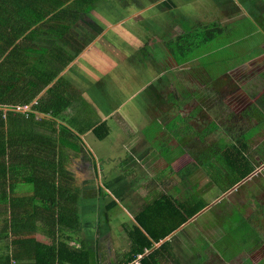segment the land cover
<instances>
[{"label": "crops", "instance_id": "0c3cea01", "mask_svg": "<svg viewBox=\"0 0 264 264\" xmlns=\"http://www.w3.org/2000/svg\"><path fill=\"white\" fill-rule=\"evenodd\" d=\"M61 1L63 3V7L60 9L69 8V10H72L71 13H76L80 17H84L83 19L80 18L81 20H78L77 22H73L71 19H66L65 25L72 24L70 31L75 35V37L80 39L82 42H85V40L90 39L88 34H92L93 31H95L98 38L93 43H91L95 44L96 42H102L104 33L109 31V36L112 41L110 43L111 49L115 47L114 44H117V39L121 38L120 35H114L115 30L119 28H122L123 30H125V28L128 30H148V32L151 31L153 34L149 32L145 35L147 38H149L148 36L152 34L153 40H158L157 38H161L162 40L160 41L162 43L170 41L174 42L173 44H178L183 37H188V35L195 29H213V31L216 33L214 36L215 38L205 42L204 47H207L220 36L222 37V35H225L226 30L235 29V26L238 24L236 29H242L243 33H245V31L248 32L244 34V37L241 40L242 42L239 43V48L237 50L225 52L224 49L226 46H214L215 48L212 52V55L208 57L203 55V53L201 55H197L199 52H196L193 57H185L187 62L186 64H183L181 68L183 67L188 69V72H191L190 70L192 69H197V72H206L204 68L200 69L197 66L200 65L198 63L202 61L205 62L207 60L216 61L217 63L236 61L241 62V64L233 65L230 71L243 72L245 75L247 72H249L250 77L254 79L264 77V65L260 70L255 72L253 71V74H250V70H248L249 66L247 67L248 63L264 62V39L251 42L248 40L250 37H256L252 36L253 31H258L259 35L264 34V0ZM83 6H85L87 9L86 12H84ZM11 10H15L18 13L23 11L21 10V7H14L12 0H0L1 23L6 20L3 19L1 15H4L5 13H13L14 11ZM60 21L51 23L60 24ZM75 26L76 28H73ZM4 30V28L1 29L0 27V42H5V40L9 37L8 34L13 32L14 29L7 28V30ZM28 35L29 32L21 36V38L18 40V43L15 42L12 46V48H14L17 47L18 44L20 51V55L18 57V66L16 68L18 70L15 71V76H13L11 71L14 69L12 67L13 61L11 60L9 63H7L6 55L3 59H0V101H3V103H5L4 97L6 95L22 93L23 90H21V88L25 85L22 84L24 81L27 80L34 82L35 79L38 76H41L43 74L42 72L47 70L49 67V60L47 59L49 52L44 53V50L49 48L50 38L47 39V37L42 34H38L36 36L34 34L32 36V41L30 40L29 42ZM53 42L54 40L52 43ZM89 45L85 50L89 49ZM253 47H258L260 51L258 52L252 50L251 48ZM75 60L72 63H75ZM71 64L65 70H63L56 79H54V83L65 76V74L72 68ZM76 71L73 75L79 80V82H85L87 86L92 85L97 89V99H99V96H101V100L104 102L102 105L103 107L101 108H107L111 112V115L108 117H103L100 119L98 115H93L96 114L94 111V106H91V108L86 110L85 116L87 121H94L95 123L94 125L88 123L89 127H104L108 134L103 139H100L95 135L94 138H90L92 139L91 141L93 144H89L86 142L85 136H87L89 132H93L92 130H94V128L88 129L85 132L86 134L83 136L87 147H82L79 152L76 153L70 152L72 154L71 158H78L80 156L85 160L84 162H78L77 164L75 161H73V163L76 165L70 167L69 169L71 170L70 172H72L74 178L75 174L78 175V178H75L76 181L74 183L76 190L81 196V205L79 209V223L75 225L74 230H72L74 233V239L72 241L68 240V245L82 250L88 264H134L135 260L133 262L130 261L131 255L133 254V232H139V237L142 239L144 234L148 235L147 232H145L144 227L141 226L140 220L136 218L135 214H138L140 210L148 205V201H150L149 198L154 199L160 195L162 191L169 192L170 196L173 197V201L171 202V204L174 205L173 208L177 207L180 210V214H177L172 208L170 209L173 212L175 219L177 216H179L178 218L180 221V217L182 216L187 220L185 224L176 230L178 232L175 231V233L173 232L170 236L176 233H184V226L196 218L198 219L199 216L205 220V222L201 224L202 226L200 232L205 233L207 229L205 230L203 226L206 225L208 227V225H219L217 222L224 223L225 220L229 218V216L233 215L232 209L233 206L235 207V205L230 206L228 204L230 202L228 198L225 197L227 192H229L231 189H235L237 186L239 187L241 182L247 181L249 178H253V182L254 179H260L264 181V176L257 172L248 175L246 178L241 179L238 181V183L234 184L233 181L237 178L231 177L230 175L227 177V172L224 169H221V165L214 166V168H210L207 165H201L199 169H195V162L197 165L199 157H203V160H207L208 156L213 158L216 156L215 150L213 148L211 150V155L207 153V151L210 149L207 148L206 142V140H208L207 138H209V135L206 136L204 140L199 139L198 137L195 138L193 135L190 137L187 136L184 138V141L176 142L175 148L173 150L171 147L170 151L162 150V147L164 148L166 144H170L168 141L171 137L165 138L161 133L158 137H155V139L152 140L146 134L147 128L150 125H153V128L158 125L157 123L165 125L166 123L162 122L161 119H155V122L146 125V128L142 131L144 140L141 141V144L135 146L134 155H132V152L131 156L125 159L115 157L116 149L114 147H117L118 144L113 145V141L111 139L115 135L118 139L122 137V133L118 132V128L123 126L122 121L124 114L122 115V118L117 116L116 113L121 107H117L119 106V103L111 98H108V95L115 88H117L118 91L120 88H123L125 91L127 89V91H131L130 93L134 95L138 88L143 84L141 85V83H138L139 86H137L135 91L130 77V82L128 84L125 82L124 84H118L116 82L113 83L112 81H109L110 78L108 79L109 82H107L106 78H99L96 81L95 79H92L93 81L89 82L80 79L79 76H76ZM36 73L38 76H36ZM218 75L219 77H223L228 74L219 73ZM153 77L154 75H150V78ZM13 79H20L21 81L18 83V87L11 91L10 87L11 85H15V82L7 83L4 80ZM78 80L72 81V86H74L79 93L76 102L73 103L76 108L81 107V96L89 94L88 92L84 93L79 90ZM27 87L30 88L28 85ZM33 91V88H30L24 91V93L33 94ZM260 95L262 96V93H260ZM260 97L257 95L256 100H259ZM91 100H93V98L90 96V98L84 101V105H91ZM178 103L179 102L177 100V104ZM204 106H206V104ZM158 108L160 111H167L168 108L169 112L174 108L178 109L180 107L167 105L166 99L163 97ZM0 109L1 111L8 110V108L5 106L0 107ZM202 110L199 109L198 116L203 115L204 110ZM127 114L128 113L125 115ZM187 114L188 113H185L184 115L188 117ZM67 115L71 118L79 120L81 119L75 109H69L67 111ZM173 117L174 115L169 112V116H165V119H168V122L171 121ZM61 122L67 124L66 121L61 120ZM193 122L194 118L191 120L192 125ZM239 122L240 124L243 123L242 120ZM208 125L209 124L205 125L200 132L197 130L196 131L199 132V134H204V129ZM69 126L71 127V125ZM104 141L112 149L110 155L115 161L114 163H111L112 165L104 164L103 161H105V159H100L95 155L94 144H101L100 149L101 154H103L102 152H104L106 148V146L102 144ZM149 145H151L153 149H150L146 152V146ZM255 153L256 152L253 153L251 159H253L252 157L255 155ZM87 155L90 157L89 159H87ZM116 161H119V165H115L118 163ZM101 162L102 164H100ZM154 163L155 166L152 168L151 164ZM261 163H263V161H261L260 164ZM156 164L159 166H156ZM126 165H129V167L124 168ZM263 166V164L258 167L256 166L257 171ZM144 173L147 175L142 177L141 175ZM157 173H168L170 175H174L175 180L173 181L171 178L161 179L158 177ZM228 183L232 184L228 186ZM261 183H263V186L255 185L253 188H262V191L258 192L256 190V192L253 191L249 193V196L254 198L255 203L258 202L256 201V198L259 197V193L260 197H264V182ZM91 184H95V187L88 186ZM126 184H129L130 186L127 187ZM82 185L88 186L86 190L93 191V193L88 196L83 195L81 191L85 189H82ZM108 189L113 191V196L110 195ZM118 189H123V191L118 192ZM133 190L137 192L134 193ZM151 191H155V196H150ZM240 194V192L236 193L235 200L236 203L241 204V207L247 212V218L243 219V221L250 231V222H252V217L255 216V209L250 201L248 202V205H243L240 202ZM109 197H111L110 201L108 200ZM217 202L219 203L218 207L222 208L221 213H218V208L215 205ZM128 210H130V213ZM103 211H105V214H103ZM191 218L195 219L190 221ZM117 221H120V230L119 228H114L111 225L112 222L114 223ZM231 228L237 229V227ZM186 229L197 230L198 228L194 226L188 227ZM121 230L124 231L125 234H122ZM209 230L211 231L210 233L214 231L211 228ZM196 234H198L197 231ZM170 236H168L165 240L154 244L145 255L149 253V255H154V259H156L159 264H173L171 259L173 262L181 264L178 259H176V254L171 253L172 246L169 241L171 239L169 238ZM9 237H11L10 233L5 232L0 234V238H3V241L5 239L10 241L8 245L5 244V247L0 250V264H3L1 260L3 259V256L6 258L8 256V252L10 253L8 246L11 245V238ZM34 237H36L38 241L45 245H51V239L44 234L37 233L34 234ZM237 238L242 239L241 235H239ZM218 239L222 241V243L227 247L236 245V247H234V255L231 257L232 260H229L230 264H233L235 261L240 262L241 256L247 255V260L253 259L252 254L260 253L262 250L261 248L259 249L261 241L259 240L258 236L250 238L251 242L247 245L235 241L234 234L231 233H229V236L218 237ZM166 240L169 241V247H166L165 249L160 248L162 243ZM150 241H152V239H150ZM122 242H125V246L122 244ZM252 246L254 247V250H252ZM196 254H198L202 264H209L211 260L218 258L227 260L225 258L226 253L222 252L221 250L217 252L215 249H212L210 258H207L204 261L203 256L200 255L201 253L196 252ZM177 256L182 262V256ZM260 259H264V254ZM77 261L79 262L78 259ZM12 264L30 263H16L13 261ZM188 264L199 263H197L196 258V262L190 261Z\"/></svg>", "mask_w": 264, "mask_h": 264}, {"label": "trees", "instance_id": "16d2710c", "mask_svg": "<svg viewBox=\"0 0 264 264\" xmlns=\"http://www.w3.org/2000/svg\"><path fill=\"white\" fill-rule=\"evenodd\" d=\"M12 3H14V7H21L23 11L18 13L11 10L14 12L1 15L3 19H6L2 23L0 21L1 29L13 28L14 30L8 34L9 37L5 42H0V59L6 55L7 63L13 61L12 67L14 69L11 70L13 76L18 70L16 68L20 51L18 44L17 47L12 48V46L13 43H18L21 36L29 32L28 41L30 42L34 34L35 36L42 34L47 39L50 38V46L44 50V53L49 52L47 56L49 60L48 69L43 71L41 76L36 73L38 77L34 82L24 81L22 84L25 85L21 88L22 93L8 94L4 97L5 103L0 101V107L8 108L7 111L0 109V234L5 232L11 234L9 237L11 238V245L8 246L10 253L8 252V256L6 258L3 256L1 260L3 264H12L13 261L16 263L29 262L30 264H88L82 250L68 245V240L74 239L72 230L79 223L81 205V196L74 183L76 179L69 170L72 167L71 153L79 152L82 147H87L83 137L86 134L85 128L75 131L69 125L61 122V120L70 122L68 115L66 117L61 115L64 111L67 113L71 106H75L73 103L78 98V90L72 86V76L77 69L76 65L57 82L54 83V79L83 53L88 47L90 39L82 42L70 31L72 24H70L71 26L63 24L65 25V38L61 43H58L56 42L57 39L52 38V35L45 30L46 25H44L47 23L50 27L55 28L62 23L52 24L51 22L66 21V19L77 22L84 17L71 13L72 10L69 8L60 9L63 7L61 0H12ZM83 10L86 12L85 6H83ZM92 34L95 38V31ZM215 34L213 29H195L188 37H183L178 44H173L174 42L170 41L161 42L160 45H165L162 47L160 57L168 56L166 59L158 58L157 61L161 62L159 63L161 69L168 73L179 69L183 64H186L185 57H193L196 52H199V48L204 47L205 42L215 38ZM51 39H55L53 43ZM73 42L77 43L73 46V51L68 50L67 46ZM144 53L154 55L153 52L146 50ZM232 63H235L234 65L241 64V62L236 61H232ZM224 64L208 61L204 65H197L200 69L212 70L209 73L211 83L208 82L204 86L209 88V85L213 83L212 86L218 85L217 87H219L218 82L221 78L218 74L221 73ZM249 65L250 63L247 67ZM237 73L242 78L250 79L249 72L246 75L239 71ZM253 80L259 81V88H261V84L264 87V77L251 78V81ZM4 81L7 83L15 82V85L10 87L12 91L18 87L21 80ZM27 85L33 88V94L24 93L30 89ZM251 86H254L256 90L251 91L241 80L239 83L233 81L224 90L223 96H225L224 99L227 104L229 103L228 98L236 100L238 103L249 104V108L246 110L251 111L252 115L248 116L244 111L238 114V118L241 117L246 124H251L257 120L254 125H258L264 121V114H257L254 111L257 110L256 103L251 102V100L256 98V91L259 88L255 86V83H251ZM48 87L50 88L47 89ZM171 94L173 95L171 100L168 97L169 94L166 96L167 105L178 107L176 93L171 92ZM207 101L204 99L199 101L196 104L197 107L195 105L188 112V117L184 115V112L181 114L179 112L174 115L171 121H166L165 125L157 123L158 125L154 128L153 125L148 126L146 134L152 140L162 133L165 138H176L178 141H184L185 137L192 135L204 140L209 135L208 140H206L207 148L210 144L215 150V157H218L217 161L210 164L208 160L199 157L197 165L195 162V169H199L201 165H207L210 168L221 165V169L226 172L227 168L232 170L231 173H227L231 177L237 178L234 179V184L238 183L248 175L257 173L256 168L261 164L252 165L246 155H241L238 150H232L229 147L230 145H239L242 148L244 145L242 143H246L242 141V138L238 139L243 132L241 129L238 132L235 131L237 128L227 129L226 132L218 124L210 123L204 129V134H199L196 131L191 120L198 117L199 109L205 111L206 106L204 105ZM223 104L225 105V103ZM24 107H29L28 113L17 111L18 108ZM232 115L235 113L233 112ZM89 124L94 125L95 123L90 121ZM92 128H94L93 132L98 138L106 137L107 132H105L104 127H89V129ZM210 138L212 139L211 142ZM224 139L229 140L230 143L227 145L222 142L221 145V141ZM243 150H245L244 147ZM234 173L237 176H234ZM150 196H155V191H151ZM149 200L148 205L138 214H135L148 235L143 233L142 239L139 237V232H133V254L130 261L133 262L138 255H143L141 264H159L154 259V255H149L150 253L145 255V253L154 244L165 240L178 230L187 220L181 216L179 221V216L176 219L173 216L171 208L177 214H180V210L177 207L173 208L174 205L171 204L173 197L168 191H162L160 195L154 199L149 198ZM259 204L264 209L263 203L259 202ZM261 217L264 220V212ZM254 219L256 218L252 217V221ZM261 229L264 230V226H261ZM37 233L50 238L51 245H45L38 241L34 237V234ZM257 236V232L249 231L246 235L241 236L242 239H238V236H234V239L238 243L247 245L251 242L250 238ZM166 247H169L167 240L162 243L160 248L165 249Z\"/></svg>", "mask_w": 264, "mask_h": 264}, {"label": "rangeland", "instance_id": "374dc122", "mask_svg": "<svg viewBox=\"0 0 264 264\" xmlns=\"http://www.w3.org/2000/svg\"><path fill=\"white\" fill-rule=\"evenodd\" d=\"M61 18V15L59 16ZM63 18V17H62ZM59 21V20H58ZM62 25H59L55 28L50 27L47 23L44 24L46 25L45 30L49 34H51L52 38H56L58 43H61V41L64 40L65 38V25L66 21H60ZM67 26V25H66ZM238 27V24L235 26V29H230L225 31V35L220 36L217 40L213 41L211 44H209L207 47H201L199 48V53L197 55H203L205 56H210L212 55V52L214 50V46H226L224 51L225 52H230L231 50H237L239 48V43L242 42V38L244 37V34L248 31H245L243 33L242 29H236ZM73 28H76L73 27ZM81 28V27H80ZM92 33L91 31H89ZM151 32V31H149ZM148 30H137V29H126L123 30L122 28L116 29L114 35H120L121 38L117 39V44H114L115 47L111 49L110 43L112 42L109 36V31L104 33L103 40L102 42H96L95 44L93 43L98 36L93 38L92 34H88L90 36V45L89 49L83 51L82 54L79 55V57L75 60V63H72L71 66L73 67L76 65L77 71H76V76H79L80 79L86 80V81H93L92 79L96 78L99 79H105L107 82L112 81L113 83H129V77L132 80V84L134 86V89L136 91V88L138 83H141L142 86H140L137 90V92L132 95L130 93L131 91H126L123 88H120L119 91L117 88L113 89L108 95V98L113 99L114 101L119 103V110L117 111V116L119 118H122L123 116V121L122 125L120 128H118V132H121V138L118 139L116 135L112 137L113 145L118 144L117 147H114L116 149V154L115 157H119L120 159H125L129 156H131V153L133 152L132 155H134V150L135 146L141 144V141L144 140V135H143V130L146 128V125L149 123H153L156 120L155 119H161L162 122H166L168 119H165V116H169V112L172 113V115H176L179 112H184L188 113L190 110L193 108L194 105H196L199 101L202 99L210 101L206 103L205 111H203L202 116H198L194 119L193 122V127L197 131H201L202 128L210 123L218 124L224 131L227 132V129H235L236 132H238L240 129L243 131L238 139L242 138V141H245L246 143L244 144L243 147L245 150H243V147L241 148L239 145L232 146L230 145L229 147L232 150H238L241 155H246L248 159L250 160L252 165H255L256 163H260L261 161H264V121L262 123H259L258 125L256 124L257 120H255L251 124H246L243 123L240 124L239 121H241V117L238 118V114L242 113L245 111V114L248 116L252 115V112L249 110H246L249 108V104L247 103H238L236 100H233L231 98H228V101L230 105L227 104L226 100L224 99L225 96H223L224 90L229 86V84L233 81H236L239 83V80H241L243 83H245L246 87H248L251 91L256 90L254 86H251V83L254 84L255 86L258 87V80H253L251 81L250 79L247 78H242L240 77L236 71H230L232 66L235 63H232V61H227L221 68V73L223 74H228L223 77H220L221 80H219L218 84L219 87L217 86H212V84L209 85V88L204 86L206 83H211L209 80V73L212 71L208 68H206V72H197V69L195 70H190L191 72H188V69L185 68H179L171 73L165 72L164 70L161 69L160 61H157L158 58L160 59H166L168 56H161L160 50H162L163 45L161 44L162 40L161 38H157L158 40H153L152 34L149 35L147 38L145 35L149 33ZM60 35V36H59ZM258 35V36H257ZM264 34H258V31H253L252 36H256L254 38L248 39L250 42L251 41H258L260 39H264ZM55 40V39H53ZM109 42V43H108ZM158 45H155V44ZM76 42H73L71 45L67 46L68 50L73 51V46L76 45ZM245 46V45H244ZM243 47V46H242ZM254 51H260L258 47H253L251 48ZM147 52H153L152 53H144V51ZM143 61V62H142ZM207 60L206 62H208ZM206 62L202 61L198 64L204 65ZM264 65V62H255L254 64L249 65V70L250 74H253L255 71L260 70L263 68L262 66ZM188 66V65H186ZM184 66V67H186ZM252 68V71H251ZM229 70V71H228ZM153 71V72H152ZM254 71V72H253ZM119 73V74H118ZM150 75H154L153 78H150ZM110 80L108 81V79ZM237 78V79H236ZM73 80H78L75 76H72ZM254 79V78H252ZM105 80V81H106ZM79 82V80H78ZM250 85V86H249ZM215 87V88H214ZM78 88L80 91L86 93L88 92V95H82L81 100H80V105L81 107H78L76 112L77 114L81 117V119H75L69 117V121L67 124L71 125V128L75 131H80L81 128H85L86 131L89 129V121H87V118L85 116V111L91 108V106L95 107V113L93 115H98L100 119L103 117H108L111 115V112L107 108H101L103 107L102 105L104 102L101 100V96H99V99H97V89L90 85L87 86L82 82L78 83ZM259 88V87H258ZM109 89V87H108ZM122 92V93H119ZM171 92L176 93V98L178 99V109L174 108L171 111L159 110V104L162 102V98L164 97L167 100L169 94V99L171 100L172 94ZM262 93V96L260 95ZM190 96H186V95ZM258 94V97H260L259 100H251V102H255L257 110L256 113H263L264 114V87L261 84V88L257 89L256 91V96ZM90 96L93 98L91 100V105L85 104L84 101H86ZM129 100V101H128ZM128 101V102H127ZM231 101V102H230ZM167 103V102H166ZM225 103V105L223 104ZM84 105V106H83ZM83 106V107H82ZM70 109H76V106H71ZM114 111V109L112 108ZM259 110V111H258ZM24 111L23 113H28V109H22ZM261 111V112H260ZM235 113V115H232V113ZM128 113L127 115H125ZM62 117H66L67 113L64 111L61 115ZM232 117V118H231ZM175 124V122H174ZM234 125V126H233ZM254 125V126H252ZM88 126V127H87ZM111 128V127H110ZM108 128V129H110ZM94 131V130H92ZM107 132V130L105 131ZM116 133V132H114ZM108 134V133H107ZM95 133L94 132H89L87 136H85L86 142L89 144L92 143V139L94 138ZM214 138V137H213ZM95 141V139H94ZM212 139L210 138V142ZM177 141L175 138H170L168 143L162 147V150L164 151H170V147L173 150L175 148ZM222 142L225 144H229V140H222ZM228 142V143H227ZM223 143V144H224ZM103 145L106 146L103 154H101V149H100V143H95L94 144V152L95 155L100 158V159H105L104 164L106 165H112L111 163H114V159L111 158L110 152H111V147L108 146L107 143L102 142ZM224 144V145H225ZM111 145V144H110ZM160 145V144H159ZM170 145V146H169ZM113 147V146H112ZM226 147V145H225ZM209 151H207L208 154H212L211 150L212 147L210 144H208ZM150 149H153L151 145L146 146V152L149 151ZM255 155L251 159L250 157ZM144 155V154H142ZM87 159L90 157L87 155ZM218 157H207V160L209 163H213L214 161H217ZM84 158L78 157L75 158L73 157L71 159L72 166H75L78 162H84ZM75 161L76 164L73 163ZM115 165H119V161H116ZM102 164V162L100 163ZM249 164L250 166H252ZM264 165V162L261 163ZM114 165V166H115ZM152 168L155 166L154 164H151ZM156 166H159L156 164ZM129 167V165L124 166ZM227 172L231 173V169L227 168ZM168 171V170H167ZM258 172L264 176V166L261 167ZM229 173H227V177H229ZM147 174H142L141 176H145ZM158 177L163 179V178H171L173 181L174 175H170L168 173H157ZM234 176H237L236 173L233 174ZM75 178H78V175L75 174ZM253 178L247 179V181H243L240 183V188L237 186L235 189H231L229 192L226 193V196L229 200L230 203H228L230 206H233L232 209V216H229L228 219L225 220L224 223H219V225H208V227L205 225L203 228H205V233L200 232L201 231V224L205 222V220L199 216L198 219L196 218H191L193 220L190 223H187L184 226V233L182 234H173L169 238H171L169 241L172 246L171 253L176 254V259L181 264H188L190 261L196 262L197 258V263L202 264L200 261V258L198 257V254L196 252L201 253L200 255L203 256V261L206 260L207 258H210V253L212 249H215L217 252L221 250L222 252H225V259L218 258L211 260L209 264H230V261L232 260L231 257L234 255V247L236 245H231V247L225 246L222 241L218 239V237L222 236H229V233L234 234V236H239V235H246V233L249 232L248 228L246 227L245 222L243 219L247 218V212L241 207V204L236 203L235 200V195L236 193H241L240 194V202L243 205H248V202L252 204V206L255 209V216L252 222H250V231H255L257 232L258 237L261 240V245L259 246V249L261 248L262 250L260 253L257 254H252V258L249 261H247V255L246 256H241V261L240 262H234L233 264H264V259H260L263 257L264 254V230L261 229V226H264V220L261 217V214L264 212L263 206L259 204V202H262L264 204V197H259L256 198L257 203H255L254 198H251L249 196V193L251 192H256V190L262 191V188H253L255 185H262L264 182L263 180H257ZM138 185H144V184H138ZM91 187H95V184L88 185ZM88 186L82 185V189H85L82 192L83 195H91L93 191L86 190ZM126 186H130L129 184H126ZM191 186V185H190ZM192 187V186H191ZM114 189V188H113ZM110 195H114L112 190L108 189ZM123 189H118V192H122ZM133 192H137L134 191ZM139 192V191H138ZM117 197V196H115ZM108 200H111V197L108 198ZM107 200V201H108ZM216 207L218 208V213L222 212V208L218 207L219 203L217 202ZM88 206V205H87ZM130 213V210H128ZM103 214H105V211H103ZM111 225L114 228H119L120 230V221L117 222H112ZM196 226L198 229L197 230H189L186 229L188 227H194ZM231 227H237V229H232ZM213 229L214 231L210 233L211 231L209 229ZM193 231V232H192ZM196 231L198 234H196ZM178 232V231H176ZM122 234H125L124 231L121 230ZM175 233V232H174ZM227 233V234H226ZM218 236H217V235ZM3 238H0V250L3 249L6 245L9 244V240L5 239L4 241L2 240ZM122 244L125 246V242H122ZM252 250H254V247L252 246ZM177 251V252H176ZM196 251V252H195ZM176 252V253H175ZM147 253V252H146ZM145 253V254H146ZM180 255L182 256V262L180 258L177 256ZM230 258V259H229ZM220 259V260H219ZM230 260V261H229ZM171 262L173 264H178L177 262H173L171 259Z\"/></svg>", "mask_w": 264, "mask_h": 264}, {"label": "built area", "instance_id": "2783aa9c", "mask_svg": "<svg viewBox=\"0 0 264 264\" xmlns=\"http://www.w3.org/2000/svg\"><path fill=\"white\" fill-rule=\"evenodd\" d=\"M23 108H18L17 111H22ZM24 109H28L27 107H24ZM143 258V255H138L137 259L135 260L134 264H141V260Z\"/></svg>", "mask_w": 264, "mask_h": 264}]
</instances>
